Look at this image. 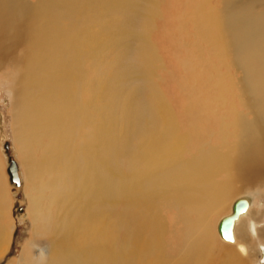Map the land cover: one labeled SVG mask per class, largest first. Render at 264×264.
I'll return each instance as SVG.
<instances>
[{
	"label": "bare ground",
	"instance_id": "6f19581e",
	"mask_svg": "<svg viewBox=\"0 0 264 264\" xmlns=\"http://www.w3.org/2000/svg\"><path fill=\"white\" fill-rule=\"evenodd\" d=\"M109 1L0 0V70H11L16 122L27 135L18 130L22 159L28 156L24 141L35 145L45 138L46 155L40 164L57 167L51 172L54 183L40 185L51 192L50 204L43 207L40 198H34L33 211L48 222L54 209L63 213L58 225L62 242H55L52 250L27 248L21 264H254L257 246L264 262V210L258 206H238L221 222L222 241L227 243L212 228L213 216L227 213L236 195L264 184V0H220L218 11L205 0L191 5L196 33L220 64H230L238 73L230 85L239 90L243 110L226 111L232 114L227 119L223 107L230 76L219 73L214 84L221 89L216 97L220 104L213 113L220 123L217 145L183 159L184 138L163 98L152 91V127L132 150L135 158L116 187L126 197L136 195L126 199L123 208L129 216L118 229L107 224L111 159L101 126L107 113L95 116V101L106 99L97 86L103 88L109 74L99 68L94 79L85 72L91 58L96 64L95 29L104 23L98 10ZM143 53L140 60L151 64L156 55L147 38ZM35 162L30 164L37 179ZM164 187L180 188L188 213L183 253L170 261L162 254L166 225L151 211L144 214L149 204L141 206L139 199ZM6 198L0 195V255L15 228L5 220ZM71 204H77L75 210Z\"/></svg>",
	"mask_w": 264,
	"mask_h": 264
},
{
	"label": "rangeland",
	"instance_id": "374dc122",
	"mask_svg": "<svg viewBox=\"0 0 264 264\" xmlns=\"http://www.w3.org/2000/svg\"><path fill=\"white\" fill-rule=\"evenodd\" d=\"M197 1L110 0L107 8L98 10V15L103 16L104 23L101 26L97 25L95 29L99 38L96 64L91 63L93 59L91 58L85 72L89 78L94 79L99 68L105 69L109 74L103 88L97 86L99 89L97 91L103 92L106 99L103 97L95 101V116L98 117V111L107 113V118L101 126L106 132L111 159L107 174L111 204L107 212V224L111 229H118L125 217L129 216V210L125 212L123 206L136 197L134 193L133 196L126 197L124 193H119L116 187L123 182V169L135 158L132 152L152 127L151 121L156 115L151 107L152 91H156L163 98L165 106H168L176 121L178 134L184 138L183 159H187V156L190 157L202 148L217 145L220 123L214 114H217L215 110L220 104L216 97L221 89L217 88L214 82L218 80L219 73L230 76L228 77L230 90L226 94L228 100L223 107L227 119H231L229 115H232L227 112L235 108L243 110L239 90L230 85L238 80L235 68L230 64L227 66L220 64L212 55L205 39L196 33L193 24V21H196V14L191 5ZM205 1L218 11L220 0ZM146 38L156 55L151 64L150 61L144 63L140 60L145 58L143 48ZM10 71L0 70V195L5 194L8 197L6 205L3 206L6 211L5 220L13 222L15 228L7 251L0 255V264H21V256L27 248H31L32 251L41 247L52 250L55 242H62V237H58V225L63 213L58 208L54 209L47 215L48 219L53 217L48 222L41 220L33 211L32 205L36 200L34 198H40L43 207L47 208L50 204L51 192L46 189L43 191L40 185L44 187L50 181L54 183L55 177L51 176V172L57 167L46 163L40 164L44 162L46 155L45 138L35 145L34 143L27 145L24 141L28 156L24 161L22 159L21 143L18 139L21 129H18L16 122V101L12 92ZM21 131L22 136H27L23 134V130ZM72 142L75 145V142ZM31 160L39 162V164L35 162L37 179H34L32 174ZM13 163L17 165V171L20 173L19 182L12 178L10 172ZM79 173L80 171L77 174L78 178ZM159 189L152 195L144 193L139 199L141 206L144 202L149 204L147 210L145 207L142 209L144 214L147 215L151 211L156 217L163 219L166 228L162 254L166 261H170L179 258L184 250L187 204L180 188ZM249 190L232 199L233 205L227 213L213 216L212 228H215L214 231L220 241L223 238L219 226L235 208L239 206L240 209H244L252 205L264 210V184ZM236 198L238 199L235 200ZM76 207L77 204H71L70 209L75 210ZM121 208L124 210L123 213ZM260 241L261 245H264V240ZM260 241L253 243L258 245ZM256 248L253 249L254 264H264L263 252L261 249L258 250V246Z\"/></svg>",
	"mask_w": 264,
	"mask_h": 264
},
{
	"label": "water",
	"instance_id": "95a60500",
	"mask_svg": "<svg viewBox=\"0 0 264 264\" xmlns=\"http://www.w3.org/2000/svg\"><path fill=\"white\" fill-rule=\"evenodd\" d=\"M10 172H11V175H12V178L19 182V178H18V175H17V167H16V164L13 163L11 168H10Z\"/></svg>",
	"mask_w": 264,
	"mask_h": 264
}]
</instances>
